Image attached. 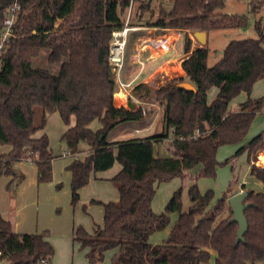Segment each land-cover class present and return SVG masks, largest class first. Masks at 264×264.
I'll use <instances>...</instances> for the list:
<instances>
[{
  "label": "trees",
  "instance_id": "obj_1",
  "mask_svg": "<svg viewBox=\"0 0 264 264\" xmlns=\"http://www.w3.org/2000/svg\"><path fill=\"white\" fill-rule=\"evenodd\" d=\"M12 0H0V30L6 9ZM131 0H18L20 7L11 36L1 55L0 69V144L11 149L0 156V174L10 175L7 184L14 191L22 179L15 169L20 160L37 166L38 182L51 179L54 157L46 134L33 133L44 128L46 113L57 111L64 124L75 123L61 135L67 151L74 155L68 165L71 172V201L91 174L120 168L109 178L118 191V199L98 202L103 206V224L93 233L75 229L73 242L101 262L105 252L113 251L110 264H264V192L246 189L249 205L244 209L247 228L243 240L235 242L238 224L231 220L227 202L231 185L214 203V192L200 191L198 177H215L217 168L230 159L218 160V148L238 144L246 136L254 117L262 110L264 95L250 97L253 84L264 77V33L256 23L258 36L230 40L222 56L207 64L208 48H191L188 31L240 26L237 14L217 10L224 0H173L166 10L146 25L182 31L184 52L181 66L184 76L172 77L156 88L137 84L132 95L163 106V131L145 137L110 138L122 126L140 121L147 110L141 107H116V84L108 60L112 31L122 27ZM138 1V0H132ZM150 1L142 0L138 9L150 11ZM186 6L181 9L180 4ZM252 9L264 6V0H249ZM42 48L46 59L58 64L55 73L33 67L32 61ZM188 81L195 90L179 85ZM215 86L216 96L208 102L207 91ZM248 97L237 111L228 110L229 102L240 92ZM36 107L41 115L36 119ZM97 120L99 127L91 123ZM196 130L200 134L190 137ZM166 137L171 156L154 154V142ZM264 144V129L239 145L233 158L246 151L250 174L264 185V166L255 164ZM196 170L187 193L191 205L182 210L181 186L175 189L163 210L155 213L152 198L155 185L173 177L183 178ZM227 212V214H224ZM177 214L168 236L152 244L150 236L164 229L169 215ZM45 232L18 233L0 214V258L7 264H50L54 248ZM214 252L215 254H213Z\"/></svg>",
  "mask_w": 264,
  "mask_h": 264
},
{
  "label": "crops",
  "instance_id": "obj_2",
  "mask_svg": "<svg viewBox=\"0 0 264 264\" xmlns=\"http://www.w3.org/2000/svg\"><path fill=\"white\" fill-rule=\"evenodd\" d=\"M139 18H137V22L131 24L134 29L129 31L131 35L127 36L124 63L119 72V80L124 83L131 81V84L128 88H119L116 84L113 103L116 107L123 106L130 108L133 106L134 108L141 107L143 110L146 108L147 114L140 121L118 128L113 132L115 133L113 137H110L113 140L129 137H145L161 133L163 131V106L134 97L132 95V89L140 83H146L158 88L172 77H182L185 75L181 63L188 56V53L183 50L182 31L175 28L146 25L145 22H152L155 19L148 20L145 18L144 20L142 18L143 21L141 17ZM188 34L192 40V49L205 44L207 45L208 32H205L204 44H201L190 31H188ZM210 91L212 89L207 91L208 102L213 98L211 97L209 99ZM217 91L218 89L216 88L212 96ZM261 92L264 94V77L253 84L249 96L252 98L259 97ZM117 97L119 98L116 99ZM247 97L246 92H240L236 107L230 111H237L238 104L245 101ZM74 123L75 117L73 115L70 117V123L66 125L63 123L57 111L46 113L44 128L37 130L32 135L37 138L42 134H46L48 137L49 148L54 155L51 161V180L48 183L38 182L37 166L28 160H20L15 163L16 171L21 173L23 177L14 191H7L5 188L11 176L6 174L5 176H0L1 216L10 221L12 229L15 232H45V239L49 241L53 248L55 247L50 264H94L93 257L86 254L87 249L75 250V247H78L79 244L73 242L72 237L75 229L82 226L76 227L73 225L71 227L69 226V221V224L67 222L56 223L55 220L61 218L62 214H54V208L60 205H64V209H67L68 201L71 199V172L68 170V165L74 159V155L66 149L64 150V147L55 149L56 141L53 138L57 137V140L58 138L60 139L66 129L73 126ZM263 129L264 127L261 130ZM169 139L170 137H166L154 142V154L156 156L166 157L172 155L166 144ZM10 149V145L0 144V156L8 153ZM248 166L249 175L255 179L253 183H258L257 185L259 186L254 187L246 182H240L237 187H231L230 192H227V197L243 190L241 188L242 184H244L246 189L264 192V185L250 174V164ZM195 171L189 170L191 173ZM112 175L98 177L97 175L91 174L88 182L78 189V199L80 196L81 199L89 203L87 208L92 214L89 224H82V228L88 233H93L97 227H101L103 224V206L96 203V201L108 202L118 199V191L109 180ZM56 184H59L61 190L58 191L55 189ZM171 194L169 193L167 198H164L160 202L161 206L159 209H154L152 199L151 205L155 213L162 211V206H165ZM45 202H49V205H45ZM77 203L78 200L72 205L74 210ZM190 205V200L186 204L182 202V210H187ZM172 215H169L170 222L164 229L156 231L150 236V242L152 244H159L168 236L170 228L177 218L176 213H174V216ZM47 231L51 233L49 234ZM112 253L113 251L109 252L106 264L110 263ZM212 253L215 254L214 252ZM208 264H212V260Z\"/></svg>",
  "mask_w": 264,
  "mask_h": 264
},
{
  "label": "rangeland",
  "instance_id": "obj_3",
  "mask_svg": "<svg viewBox=\"0 0 264 264\" xmlns=\"http://www.w3.org/2000/svg\"><path fill=\"white\" fill-rule=\"evenodd\" d=\"M142 0L134 1L132 3L131 7V12H130V24L137 22V18L141 17L150 20H154L158 17L159 15V10L160 8H164L166 10H169L171 5L173 4V0H151L150 1V11L143 12L141 13L140 10L138 9L139 4ZM181 9H185L186 6H184L183 3L180 4ZM218 12L221 13H227V14H237L243 17L244 22L237 27H230V28H222V29H216V30H210L208 31V42H207V48H208V56H207V64L210 66L214 64L217 60H219L222 56L223 49L225 48L226 44L230 40H235V39H242L246 37H257L258 33L256 30V23H260L262 32L264 33V6H261L256 9H252L249 0H224L223 1V6L217 10ZM127 12V11H126ZM140 19V18H139ZM143 20V21H144ZM128 35L130 36L131 33L129 32ZM48 50L46 48H42L40 50V53L37 57H35L32 61V66L33 67H43L49 69L51 72L55 73L58 69V64H50L48 63L46 56H47ZM210 89L212 91L209 92V99L211 97H215L217 93L213 95V91L216 90L215 86H212ZM264 95L263 92H261L260 96ZM212 98V99H213ZM238 95L235 96L228 104V110H233L236 105H237V99ZM210 99V101L212 100ZM209 101V102H210ZM36 119H38L41 115V109L39 107H36ZM99 122L97 120L93 121L91 123V127L93 129H96L99 127ZM264 127V105L262 107V110L260 113H258L246 134L244 139L238 143V144H225L221 145L218 148L217 151V159L222 161L226 158H229L230 161L225 164L221 165L217 168L216 175L215 177H198L197 179V184L199 189L204 192L207 189H212L214 192V196L212 201H216L221 195L227 191V187L230 184L231 187H237L240 182H246L250 186H259L257 185L258 183H253V180H255L252 176L249 175V163H248V158H247V152L244 151L240 153L239 155L235 156L234 158L232 157L234 154L235 149L243 144L245 141L250 139L253 135L261 131V129ZM113 134L111 133L110 137H113ZM57 137L53 138L55 139V149L60 147L63 148L64 150L66 149L65 143ZM167 144V143H166ZM67 150V149H66ZM170 152V150H169ZM171 153V152H170ZM264 157V145H262L258 152H257V159L259 156ZM259 160V159H258ZM263 161L259 160L258 164H262ZM257 164V165H258ZM120 168V164L118 162H115L114 165L105 171H100L97 172L96 175L98 177H108L111 174H114L118 169ZM0 176H5V174H0ZM51 180V179H50ZM49 180V181H50ZM194 180V175L191 172H186L185 176L183 178L176 176L170 179L169 181L166 182H159L156 183V190L153 196V206L154 209H159L161 206L162 200L164 198H167V195L172 193L175 189L181 186L182 192H181V200L184 204L189 202V197H188V187L189 184L192 183ZM49 181L41 182V183H48ZM112 184V183H111ZM6 190L8 191L7 185L5 186ZM56 190H61L59 187V184H56L55 186ZM228 194V193H227ZM78 203L74 208L72 205L71 199L68 201L67 209H64V205H60L58 207L54 208V214L57 215L59 213L62 214L61 218L55 220L56 223H64L68 221L70 222L69 226L75 225L77 226H82V224H89L91 221V213L88 210L89 203L81 199L79 196ZM45 205H49V202H45ZM164 208V205L162 206V210ZM76 211V212H75ZM224 214H227L225 212ZM172 215V214H171ZM174 216V213L173 215ZM172 218V217H171ZM91 229V228H90ZM48 232V231H47ZM49 234L51 233L50 231L48 232ZM55 248V247H54ZM80 250V247H75V250ZM60 251V250H59ZM111 250L107 251L105 253L104 258L102 259L101 262H98L97 264H106L107 262V256L109 255V252ZM110 264V263H108Z\"/></svg>",
  "mask_w": 264,
  "mask_h": 264
},
{
  "label": "built area",
  "instance_id": "obj_4",
  "mask_svg": "<svg viewBox=\"0 0 264 264\" xmlns=\"http://www.w3.org/2000/svg\"><path fill=\"white\" fill-rule=\"evenodd\" d=\"M133 1H130V4L127 8L126 16L123 21L122 27L115 29L112 31V39L110 41L108 60L111 65V70L114 76L115 84L119 88H128L131 84L130 82H121L119 80V72L124 63V52L127 43V36L129 31L134 29L130 24V12ZM20 4L18 0H12L6 9L5 16L3 18L2 27L0 30V69H1V55L3 53L4 46L8 39L11 36L12 26L15 22ZM200 134L198 130H196L190 137H196ZM264 145V144H263ZM261 160V154L258 158ZM256 159L255 164L257 165L259 160ZM26 160L30 161L28 157ZM31 162V161H30ZM258 166H264V163L258 164ZM41 264H48L46 259L40 260ZM0 264H7L3 259L0 258Z\"/></svg>",
  "mask_w": 264,
  "mask_h": 264
},
{
  "label": "water",
  "instance_id": "obj_5",
  "mask_svg": "<svg viewBox=\"0 0 264 264\" xmlns=\"http://www.w3.org/2000/svg\"><path fill=\"white\" fill-rule=\"evenodd\" d=\"M193 36L201 43H205V32L195 31ZM180 86L188 89L195 90V87L188 81H183L179 83ZM247 196L246 190L238 191L227 198V202L232 211L231 220L237 222L238 229L236 233L235 242L243 240V234L247 228V220L244 215V209L249 205V203L244 202Z\"/></svg>",
  "mask_w": 264,
  "mask_h": 264
},
{
  "label": "bare ground",
  "instance_id": "obj_6",
  "mask_svg": "<svg viewBox=\"0 0 264 264\" xmlns=\"http://www.w3.org/2000/svg\"><path fill=\"white\" fill-rule=\"evenodd\" d=\"M119 97H117L116 99H118ZM261 160L263 161V163H264V157L263 156H261Z\"/></svg>",
  "mask_w": 264,
  "mask_h": 264
}]
</instances>
